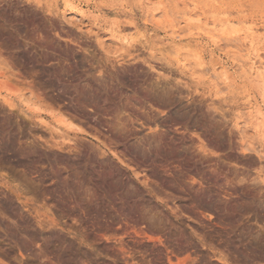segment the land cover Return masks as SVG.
<instances>
[{
	"label": "rangeland",
	"instance_id": "rangeland-1",
	"mask_svg": "<svg viewBox=\"0 0 264 264\" xmlns=\"http://www.w3.org/2000/svg\"><path fill=\"white\" fill-rule=\"evenodd\" d=\"M256 53L264 0H0V264H264Z\"/></svg>",
	"mask_w": 264,
	"mask_h": 264
},
{
	"label": "bare ground",
	"instance_id": "bare-ground-1",
	"mask_svg": "<svg viewBox=\"0 0 264 264\" xmlns=\"http://www.w3.org/2000/svg\"><path fill=\"white\" fill-rule=\"evenodd\" d=\"M68 12V11H67ZM72 18H74V17H72ZM77 17H75V19H76ZM172 33V32H171ZM175 33V32H174ZM112 38V37H111ZM126 40V39H125ZM118 41V40H117ZM237 48V47H236ZM242 48H239V51L241 50ZM254 57H251V60H252V65H251V67H252V69L257 73V74H259V75H261L262 73H264V64H263V61H260V56L261 55H259V53H256V54H254L253 55ZM262 57V56H261ZM255 58H257V59H255ZM217 64V63H216ZM215 68H217V67H215ZM4 85H7L6 84V82H5V80L2 82L1 80H0V86H2L3 84ZM8 86V85H7ZM10 87H11V85H10ZM3 87H0V89H2ZM2 91V90H1ZM3 98H5V97H3ZM6 98H8L7 96H6ZM9 99V98H8ZM8 99H5V101L9 104V105H12L13 104V102L11 103V101H9ZM12 100V99H11ZM14 101V100H13ZM14 105V104H13ZM12 105V106H13ZM43 120V119H42ZM32 126V125H31ZM33 127V126H32ZM68 136V135H67ZM69 137V136H68ZM76 143H78L77 141H76ZM81 143V142H80ZM73 144H75L74 142H73ZM71 145V144H70ZM78 145V144H77ZM80 145V144H79ZM73 146V145H72ZM80 147V146H79ZM108 147H110V146H108ZM69 148V147H68ZM76 148H78V146L76 147ZM79 149H81V147L79 148ZM117 150V149H116ZM118 151V150H117ZM116 151V152H117ZM124 155V154H123ZM126 157V156H125ZM125 256V255H124ZM175 264V263H174Z\"/></svg>",
	"mask_w": 264,
	"mask_h": 264
}]
</instances>
